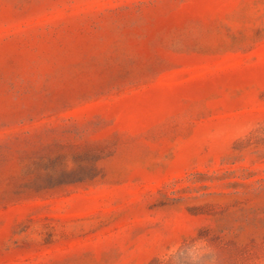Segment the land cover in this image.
I'll list each match as a JSON object with an SVG mask.
<instances>
[{
    "label": "rangeland",
    "instance_id": "obj_1",
    "mask_svg": "<svg viewBox=\"0 0 264 264\" xmlns=\"http://www.w3.org/2000/svg\"><path fill=\"white\" fill-rule=\"evenodd\" d=\"M0 264H264V0H0Z\"/></svg>",
    "mask_w": 264,
    "mask_h": 264
}]
</instances>
